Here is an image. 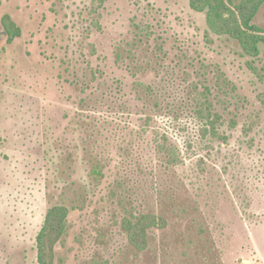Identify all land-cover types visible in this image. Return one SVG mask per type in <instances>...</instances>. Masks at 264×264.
<instances>
[{
	"label": "rangeland",
	"instance_id": "obj_1",
	"mask_svg": "<svg viewBox=\"0 0 264 264\" xmlns=\"http://www.w3.org/2000/svg\"><path fill=\"white\" fill-rule=\"evenodd\" d=\"M5 15L22 30L11 44ZM254 24L264 29V5ZM207 30L206 15L187 0H0V264H39L37 238L54 206L70 209L54 264H264V50L257 60L244 58L226 38L210 35L208 44ZM116 47L145 69L159 70V62L185 90L194 81L214 86L220 68L245 98L233 101L227 119L238 116V126L226 125L229 143L216 147L204 180L193 179L195 160L175 174L159 168L157 178L140 177L138 185L121 183L115 172L92 176L97 140L106 145L107 135L91 138L83 128L89 113L77 106L72 83L88 82V65L100 67L107 81L127 86L134 106L133 79L115 64ZM131 109L133 125H142L140 107ZM155 121L184 157L192 155L188 118ZM149 211L165 215L170 227L140 253L121 221ZM198 223L211 232L202 240Z\"/></svg>",
	"mask_w": 264,
	"mask_h": 264
},
{
	"label": "trees",
	"instance_id": "obj_2",
	"mask_svg": "<svg viewBox=\"0 0 264 264\" xmlns=\"http://www.w3.org/2000/svg\"><path fill=\"white\" fill-rule=\"evenodd\" d=\"M187 1L194 12L206 15L208 30L205 40L208 44L211 43L208 41L210 35L226 38L241 48L242 57L259 59L264 50V29L254 24V20L264 0ZM1 24L8 44L22 36L21 28L10 16L5 15ZM147 30L150 32V29ZM146 36H151V33ZM126 53V56L122 55L116 47L114 62L118 66L123 63L125 71L133 79L129 95L135 97L134 106L127 101V86L121 81H107L106 73L100 67L92 68V65H88V82L81 80V83H72L78 93L77 106L89 113V122L83 128L91 133V138H105L104 134L107 135L106 145L97 140L95 150L99 151L98 164L92 170V176L98 181L106 178V172H115L119 180H122L121 183L138 185L140 177L157 178L159 168L165 170L171 167L175 174L178 173L177 169L186 167L187 160H195L198 174L194 173L193 179L204 180L208 174L207 162L215 156L216 147L229 143L226 125L229 123L228 128L233 130L238 126V116L227 119L228 115H232L230 110L233 101L238 100L239 104H243L245 98L244 101L239 98L237 86L220 68L213 71L219 75L214 86L194 81L185 90L175 78H171L172 72L159 62L155 63L160 67L159 70L152 64L148 65L149 69H145L143 64L138 63L137 55L131 57L130 53ZM156 58L159 60V57ZM127 60H131V64H127ZM246 66L258 79H262L263 76L258 74L253 62H247ZM148 75H156L160 81L153 84L140 81V77ZM133 107H140V114L145 117V120L140 119L142 125H133ZM157 117L171 118L175 125L183 117L191 121L195 128V137L187 141V150L191 156L184 157L182 149L170 139L168 131L155 121ZM195 146L200 151H195ZM69 215L70 209L66 206H54L48 211L37 238L39 264H54L55 247L65 233ZM206 224L198 223L201 240L204 235L211 234ZM121 227L131 247L143 253L149 248L152 237L170 227V221L158 212H140L123 217Z\"/></svg>",
	"mask_w": 264,
	"mask_h": 264
}]
</instances>
